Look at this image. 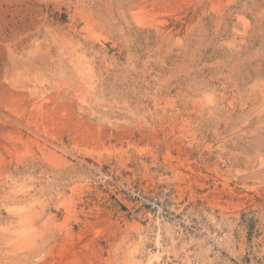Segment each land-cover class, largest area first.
Returning <instances> with one entry per match:
<instances>
[{
	"label": "rangeland",
	"instance_id": "rangeland-1",
	"mask_svg": "<svg viewBox=\"0 0 264 264\" xmlns=\"http://www.w3.org/2000/svg\"><path fill=\"white\" fill-rule=\"evenodd\" d=\"M0 264H264V0H0Z\"/></svg>",
	"mask_w": 264,
	"mask_h": 264
}]
</instances>
